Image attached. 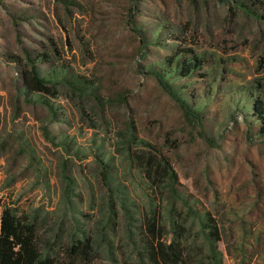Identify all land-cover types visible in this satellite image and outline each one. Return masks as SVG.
<instances>
[{
    "label": "rangeland",
    "instance_id": "1",
    "mask_svg": "<svg viewBox=\"0 0 264 264\" xmlns=\"http://www.w3.org/2000/svg\"><path fill=\"white\" fill-rule=\"evenodd\" d=\"M4 3L0 205L19 212L38 207L55 219L64 201L65 163L72 199L94 213L96 150L112 157L142 201L139 176L122 156L123 134L132 132L160 147L177 175L176 186L213 214L221 226L223 263L264 264V138L237 105L247 92L264 99V20L217 0ZM39 52L49 58L37 60L41 70L63 65L88 82L81 94L63 84L55 95L46 94L57 107L56 117L22 89L27 53ZM177 52L201 60L192 73L173 80L199 104L198 119L186 115L146 71L147 64L169 61ZM95 264L110 263L101 257Z\"/></svg>",
    "mask_w": 264,
    "mask_h": 264
},
{
    "label": "trees",
    "instance_id": "2",
    "mask_svg": "<svg viewBox=\"0 0 264 264\" xmlns=\"http://www.w3.org/2000/svg\"><path fill=\"white\" fill-rule=\"evenodd\" d=\"M217 1L264 20V0ZM0 5H5L4 0ZM142 39L147 42L145 36ZM156 39L155 34L150 38ZM27 59V66L20 69L22 89L45 105L52 117L57 107L46 94L55 95L58 84L78 94L88 88L87 79L66 66H59L58 71L41 70L37 60L49 61L46 52L27 53ZM168 60L147 64L146 71L186 115L200 118L199 104L173 80L192 73L201 60L183 52ZM242 98L237 105L264 138V99L250 92ZM43 129L47 133L46 126ZM121 143L124 160L139 176L135 183L142 191V201H137L129 183L119 175L112 157L96 150L92 168L98 187L90 189L94 213L88 214L72 199V179L63 163L64 201L55 219L49 210L41 213L38 207L19 212L15 206L0 205V264H95L101 257L110 264H224L218 247L221 226L208 209L194 205L191 194L176 186L169 157L157 144L132 132L123 134Z\"/></svg>",
    "mask_w": 264,
    "mask_h": 264
}]
</instances>
